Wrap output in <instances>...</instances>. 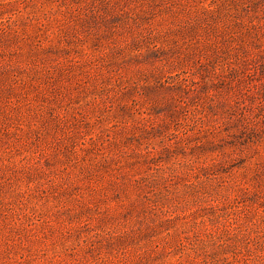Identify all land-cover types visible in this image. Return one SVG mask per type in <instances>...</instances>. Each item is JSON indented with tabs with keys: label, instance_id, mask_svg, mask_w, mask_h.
<instances>
[{
	"label": "rangeland",
	"instance_id": "obj_1",
	"mask_svg": "<svg viewBox=\"0 0 264 264\" xmlns=\"http://www.w3.org/2000/svg\"><path fill=\"white\" fill-rule=\"evenodd\" d=\"M0 264H264V0H0Z\"/></svg>",
	"mask_w": 264,
	"mask_h": 264
}]
</instances>
